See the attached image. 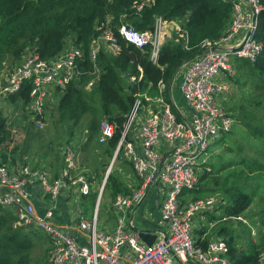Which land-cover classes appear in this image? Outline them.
Returning a JSON list of instances; mask_svg holds the SVG:
<instances>
[{
    "label": "built area",
    "instance_id": "obj_1",
    "mask_svg": "<svg viewBox=\"0 0 264 264\" xmlns=\"http://www.w3.org/2000/svg\"><path fill=\"white\" fill-rule=\"evenodd\" d=\"M222 1L232 4V16L226 30L215 40H204L199 45L200 54L182 66L184 73L178 89L186 112L178 111L172 103L175 81L169 88L160 81L153 91L139 90L134 94L120 140L100 182L99 195L110 174L123 177L121 169H117L118 164L115 165L117 162H126L131 167L134 183L127 185L129 193L113 198L110 209L118 218L110 230L99 228L97 212L88 215L79 206L80 200L92 193L96 174L78 173L86 168L77 167L78 158L70 146L62 152L63 168L55 178L43 170L10 159L0 163V207L13 213L15 226L36 229L48 236L49 264H185L189 261L229 264L227 243L214 231L205 249L196 246L193 238V220L197 216L213 215L220 199L208 196L183 201L182 198L184 192L197 187L198 169L205 163L210 145L229 133L234 124L233 118L218 105V99L229 91L237 76L233 60L254 63L261 50L254 39L258 17L264 11L261 1ZM174 24L157 18L154 29L148 32L122 24L117 35L137 49L149 47L150 60L156 63L161 47L168 40L167 25H172L180 37L185 35ZM95 31L97 36L89 47L90 61L95 62L100 48L111 55L120 52L112 29L100 24ZM82 56V49L73 43L47 60L26 49L18 65L3 77L0 102L28 84L29 100L25 110L31 123L42 130L47 101L81 74L79 62ZM93 70L94 74L98 73L95 65ZM141 78L142 74L129 77L128 83L140 82ZM88 87L89 83L85 88ZM113 132L114 125L101 118L98 142L106 144ZM35 190L40 192L44 204L41 215L36 213L33 203ZM150 191L167 233L156 234L154 243L148 246L133 230L132 219L128 216ZM60 199L65 201L66 216L70 220L66 227L57 223ZM217 222L209 221L206 235ZM64 228H76L77 233ZM256 264H264V249L259 252Z\"/></svg>",
    "mask_w": 264,
    "mask_h": 264
},
{
    "label": "trees",
    "instance_id": "obj_2",
    "mask_svg": "<svg viewBox=\"0 0 264 264\" xmlns=\"http://www.w3.org/2000/svg\"><path fill=\"white\" fill-rule=\"evenodd\" d=\"M260 1L264 6V0ZM138 6H141L140 10L137 9ZM231 16L232 4L222 0H0V56L9 54L18 60L24 50L29 49L41 59L47 60L61 53L69 40L79 46L83 51L79 62L81 74L58 93L55 112L62 120L72 123L65 126L70 130L91 111L90 100H96L102 117L89 120L91 124L88 128L91 132L98 131V118H105L114 125L113 135L103 148L106 154L112 155L120 140L126 116L133 105L134 94L139 90L153 91L160 81L169 88L180 68L200 54L199 45L204 40H215L223 34ZM157 18L184 20L181 30L185 35L180 39L175 34L171 36L161 47L156 63H153L149 47L140 50L125 43L117 35V29L124 24L140 32L152 31ZM100 24L115 32L120 52L111 55L100 49L95 62H92L89 47L97 36L95 28ZM254 39L261 46L256 61L250 63L243 60V65L247 66H235L237 76L232 82L238 85L239 76L242 77V69L245 68L249 88L260 87L264 90V11L258 17ZM94 65L98 69L97 74L93 73ZM140 74V82L128 83L129 77H138ZM94 76L91 88L86 90L85 86ZM11 98L25 106L29 100L28 84H24ZM240 112L243 113L242 108ZM52 121L56 122L53 118ZM57 123H60L59 118ZM257 128L260 129L257 131L259 134L252 129L250 132L264 140V126H254L253 129L256 131ZM72 133L70 130L71 136ZM10 142L12 135L7 120L0 118V148ZM3 160V163L7 162L8 157ZM10 160L15 162V158L10 157ZM257 165L264 166L262 162ZM204 175L205 173L199 177L195 189L183 193V201L190 193L204 195L210 191L203 186ZM120 179L113 173L105 183L104 190L110 193L112 200L118 194L129 193ZM218 189L220 193L214 195L220 199L218 209L223 214L220 219L226 218L225 221L234 220L242 224L238 218H242V214L250 207L254 194L246 192L244 186L239 184ZM3 209L0 207V264H28V254L34 245L32 233H29L31 229L15 226L13 213ZM213 220L215 217L211 218ZM232 228L223 226L215 230V235L227 243L229 264H256L258 254L264 246L254 242L251 236L246 244L237 245L239 236ZM197 233L204 236L206 232L200 229ZM230 236L233 238L231 242L228 239ZM208 242L207 237H204L195 241V244L205 249Z\"/></svg>",
    "mask_w": 264,
    "mask_h": 264
},
{
    "label": "rangeland",
    "instance_id": "obj_3",
    "mask_svg": "<svg viewBox=\"0 0 264 264\" xmlns=\"http://www.w3.org/2000/svg\"><path fill=\"white\" fill-rule=\"evenodd\" d=\"M109 20L110 19H108V21ZM165 21L169 22L172 20ZM172 22L175 23L174 25L176 27L181 28L182 23L185 21L177 20ZM165 32L166 37L168 34H170L168 39H170L174 34L179 39L184 37H180L172 25H167L165 27ZM175 41L178 42L177 40ZM70 43L73 42L70 40L67 41V44ZM24 53L25 50L18 60H15L9 54H2L0 56V70L3 67L6 71H9L17 66ZM233 62H238L240 65L245 63L242 59H236L233 60ZM9 66H11V68H9ZM243 66L247 65L245 64ZM1 72L2 71H0V75ZM242 72V77L239 76L240 78L238 79V86L232 82L233 84L230 85L231 87L229 91L221 96L225 100L230 98V101H218V105L221 108L223 107L222 109L233 118L234 124L232 129L224 137L210 145V148L207 152L206 161L204 164H201L198 169L199 177L205 173L203 178V186L210 189L211 192L208 190V192L204 195L193 192L187 195V199L205 198L209 195L216 196L214 195L215 193H220L218 192V187H232L238 184L240 186H244L245 191L248 193L252 192L254 197L250 207L242 214V224L234 220L222 221L216 225L215 229L208 231V234L212 235V231L218 229L219 227H233L236 228L235 233L239 236L238 241L236 240L237 245L246 244L251 236L254 242H259L264 246V166L257 165L260 162L264 164V140L261 139L260 136H254L250 132L252 129L253 132L259 134L257 131L260 129L257 128L255 131V129H253L254 126H264V90L260 89V87L255 89H253V87L249 88V84L246 81L248 74L247 70L244 68L242 69ZM94 80L95 76L90 82H88L89 87L85 88L86 90L91 88ZM180 81L181 76L178 73L173 84L175 86V90H172V103L178 111L186 112L184 101L178 89ZM150 95L153 96V92H150ZM231 97H233L232 100ZM57 100L58 97L55 98L53 105L49 106L48 109L47 107L45 109L46 115L43 131H38L33 125H29L31 132L29 133L27 140H24L25 137L21 136L20 124H17V122L13 123V129L16 130V133L15 136L12 137V142L15 146V144H18L21 141V143L29 141V146L32 151L38 149L36 150L39 152L38 156L43 155L44 152H51L55 156H58L65 150L66 146H70L76 155L79 152L77 167L79 166V168L86 169L80 171L78 170V173L85 171L87 176H90L91 172L96 174V178L92 181V193L94 194L91 193L85 199H81L79 206L81 210L88 215L97 212L100 229L111 228L115 224L118 216L115 215L110 209L112 202V197L109 195L110 193L103 189L101 195H99V190L100 182L104 173V171L100 172V170H105V168L109 166L112 160V155L106 154L103 150L102 144L98 142V131L96 130L91 132L88 128L91 124L89 123V120L96 118L97 116L102 117L99 115V103L94 99L90 100V105L92 108L91 111H88L87 114L84 115L83 120L77 126H74V128L71 127L70 130L73 132V135L71 136L70 130L65 128V126H69L72 123L69 122V124L65 120H62L61 117H58V113L55 112ZM241 108L243 113L240 112ZM15 111H21L17 108V105H11V102L8 104L2 103L0 106V118H5L7 120L11 119V115ZM22 111L24 112V110ZM52 118L55 119L56 122L52 121ZM58 118L60 123H57ZM100 119L101 118H98V122ZM248 126L252 127L250 128ZM76 141L81 144L80 147L77 146ZM20 144L17 145L16 150H21L19 148ZM117 164H119V162H117L115 165ZM120 164H126V162H120ZM27 165L33 167L32 161H29ZM122 167L123 169L127 168L124 165ZM119 177L122 179L123 184L127 186L128 179L124 180L125 177ZM3 210L10 212L7 209ZM59 210L57 212H59ZM222 216L223 214L221 212L219 217H215V220L220 219ZM198 218H201V216H197L193 220L194 234H198L197 231L199 224H202L205 230H208L209 228V220L205 218L200 220ZM127 221L128 219H126V222ZM135 223H137V220H135ZM138 225L140 226L141 224ZM249 226H251L252 230H250L251 228H249ZM137 227L138 226L134 224V228ZM30 232L32 233L31 238L34 245L28 254V264H48L47 254L50 245L48 236L38 230L31 229L29 230V233ZM33 232L35 234H33ZM250 232L251 234L249 235Z\"/></svg>",
    "mask_w": 264,
    "mask_h": 264
},
{
    "label": "crops",
    "instance_id": "obj_4",
    "mask_svg": "<svg viewBox=\"0 0 264 264\" xmlns=\"http://www.w3.org/2000/svg\"><path fill=\"white\" fill-rule=\"evenodd\" d=\"M169 37H170V34H168L167 38H169ZM183 66H186V65L184 64ZM233 66H243V65L238 64V62L237 63L233 62ZM9 68H11V66H9ZM183 69L184 68L182 67L181 70L178 72L179 75L181 76V80H182V75L184 73ZM0 71H2L1 75H0V86H1V84L3 82V77L7 71L3 67L1 68ZM221 79H225V78L221 77ZM236 86H238V85H236ZM235 91H236V89H235ZM56 97H58V100H59V94H55L49 98V100L46 103L47 109L49 106L53 105V102L55 101ZM51 98H53V99H51ZM232 99H233V97H231V100ZM222 100H225V99H223L222 97H220L218 99L219 102ZM57 101H56V103H57ZM225 101H230V98L225 100ZM10 102H11V105H17V108L21 110V111H17V112L15 111L14 113H12L11 119H8L9 121L6 119L7 124L9 126V130L11 131V135H12V137L15 136L16 130L13 129L14 128L13 123L17 122V124H20V126H21V128H20L21 136H24L25 137L24 140H27L29 133L31 132L29 125L31 126L33 124L31 123V119H30L28 112L25 110L26 105L25 106L22 105V103L18 100L13 101V99L10 97V98H6V99L2 100L0 102V106L2 105V103L8 104ZM18 102L20 103V105ZM22 110H24V112ZM44 122H45V119H44ZM38 131H43V129L38 130ZM98 137H99V135H98ZM21 142H19L18 144H15V146H14L13 142H10L8 144L3 145L0 148V163H3L4 158L8 157V159H10V157H11V159L15 158V162L24 163V164H27L29 161H32V163H33L32 168L33 169L43 170L53 178L57 177L60 174V172L63 168L62 153H60L58 156H55L51 152H44L43 155L38 156L39 152L36 151L38 149H35L32 151L30 149V146H29V141L24 142V143H21ZM76 142H77V146L80 147L81 144H79L78 141H76ZM19 144H20L19 148L21 150H16L17 145H19ZM102 146H103V148H105L106 144H102ZM78 155H79V152L77 153V158H78ZM83 165H86V164H83ZM123 165L126 166L127 168L123 169V167H122ZM117 169H121V171L124 172L123 177H125L124 180L128 179V182H127L128 186L131 185L132 183H134L133 182L134 179H131V169L128 166V164H120L119 163L117 165ZM125 171H128V172H125ZM100 172H102V170H100ZM33 194H34L33 195V203L35 205L36 213L38 215H41L44 211V204L42 203V196L40 195V192L37 190H35L33 192ZM209 196L217 197V195L216 196L209 195ZM59 207H60V210H59ZM58 210H59V216H58L57 223L63 227L69 226L70 220L66 216L67 212H66V208H65V201L63 199L59 200ZM220 213H221V210L218 209L213 215L205 214V215H202L201 218H198V219L202 220L205 218V219L211 221V218L219 217ZM128 219H132L133 225L136 224V226H138L137 227L138 229L146 230V231H148L152 234H155V235L156 234L158 235V233H162V234L167 233V228L165 226V223H163L161 221L160 212H159V209H157L155 206V199H154V196L151 193V191H150L149 198L148 199L145 198L142 203L137 205L129 214ZM135 220H137V223H135ZM216 221H218L217 224L219 222H222L221 219L215 220L213 222H216ZM138 224H141V225L139 226ZM64 229L70 231L73 234L77 233V230H75L76 228H64ZM101 229L102 230L103 229L110 230L111 228H101ZM200 229L207 232V230L204 229V226L202 224L198 225V230H200ZM235 230H236V228H232V231L234 233H235ZM214 233H216L215 230H214ZM204 237H207L208 240H210L212 238V236H210L209 234H207V235L204 234V236H200L199 234L193 233V238L195 241L201 240ZM230 237L232 238V236H230ZM124 250L125 249H123V251ZM185 264H197V263H193V262L189 261Z\"/></svg>",
    "mask_w": 264,
    "mask_h": 264
},
{
    "label": "water",
    "instance_id": "obj_5",
    "mask_svg": "<svg viewBox=\"0 0 264 264\" xmlns=\"http://www.w3.org/2000/svg\"><path fill=\"white\" fill-rule=\"evenodd\" d=\"M102 171H104V170H102ZM145 198L148 199L149 198V194H147ZM133 230L136 231L139 234V237H140L141 241L144 242L146 245L151 246L154 243V241L156 239V235L155 234H152V233H150V232H148L146 230H141V229H138V228H133ZM228 239H229V242L232 241L231 237H229Z\"/></svg>",
    "mask_w": 264,
    "mask_h": 264
}]
</instances>
